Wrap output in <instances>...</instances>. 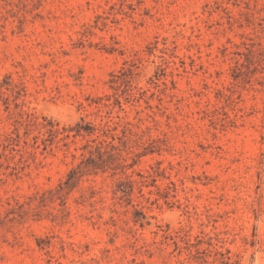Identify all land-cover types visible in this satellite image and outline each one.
I'll return each mask as SVG.
<instances>
[{
	"label": "rangeland",
	"instance_id": "1",
	"mask_svg": "<svg viewBox=\"0 0 264 264\" xmlns=\"http://www.w3.org/2000/svg\"><path fill=\"white\" fill-rule=\"evenodd\" d=\"M0 264H264V0H0Z\"/></svg>",
	"mask_w": 264,
	"mask_h": 264
},
{
	"label": "trees",
	"instance_id": "2",
	"mask_svg": "<svg viewBox=\"0 0 264 264\" xmlns=\"http://www.w3.org/2000/svg\"><path fill=\"white\" fill-rule=\"evenodd\" d=\"M106 126H107V128H111V126H110L108 123L106 124ZM78 132H79V131H78Z\"/></svg>",
	"mask_w": 264,
	"mask_h": 264
}]
</instances>
